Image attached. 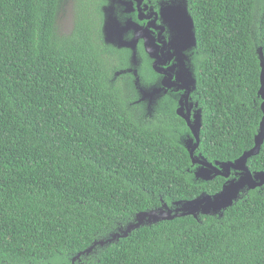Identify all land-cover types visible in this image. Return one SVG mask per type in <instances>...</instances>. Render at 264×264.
Here are the masks:
<instances>
[{
  "label": "trees",
  "instance_id": "16d2710c",
  "mask_svg": "<svg viewBox=\"0 0 264 264\" xmlns=\"http://www.w3.org/2000/svg\"><path fill=\"white\" fill-rule=\"evenodd\" d=\"M202 126L196 153L232 161L262 117L264 0H187ZM61 0H0V264H264V189L222 215L178 216L106 240L143 210L214 194L196 181L181 117L138 118L125 58L86 3L65 30ZM264 170V140L246 163Z\"/></svg>",
  "mask_w": 264,
  "mask_h": 264
},
{
  "label": "water",
  "instance_id": "95a60500",
  "mask_svg": "<svg viewBox=\"0 0 264 264\" xmlns=\"http://www.w3.org/2000/svg\"><path fill=\"white\" fill-rule=\"evenodd\" d=\"M120 4L123 7L129 4L127 0H108V4L104 8L105 18L102 27V35L106 44H111L117 48H128L130 50V55L128 57V65L124 70H120L119 73H129L132 75V88L137 92V99L133 102H144L149 104L151 98L161 92H164L168 88L182 89L183 96L179 99V105L177 107L176 113L179 114L186 123L188 132L181 136L180 142L184 145L185 149L188 151L192 166V175L196 181H208L216 176H221L225 178V182L222 188L214 194L201 193L195 198L187 200H178L173 202L171 205L162 202L159 207L143 210L137 212L132 221L127 223V225L120 231L114 232L110 238L106 240H95L89 247H87L84 252L92 251L96 244L104 245L109 243L118 237L127 236L129 232L141 225H150L156 223L160 220H169L178 216L192 215L198 218L200 214H211V215H222L224 210L232 206L233 203L240 197L241 193L262 187L264 189V170L251 171L246 166L247 160L256 155L261 147L264 140V55L262 48L257 49V55L260 64V74H259V89L257 91V96L261 99L260 109L262 111V117L258 126L257 133L254 137V145L247 150H244L242 154L232 160V161H209L201 153H196L197 148L200 143V130L202 126L201 120V108L198 107L197 101H191L194 105H188V98L190 92L194 93L197 90V76L192 75L189 70L182 73H177V80L174 82H169L171 75L168 73L165 78L159 80L158 86L150 85L147 83L142 72L138 70L137 63L140 60L137 59L134 52V45L136 38L132 39L128 37L126 33L132 30L133 23L127 18H119L117 16L116 9L113 4ZM187 21H184L185 26L188 30V46L190 56L193 57L194 54L198 52L197 50V37L196 28L193 24L192 17L186 16ZM134 27V26H133ZM192 27L194 29L192 30ZM149 56L154 58L155 61L152 67L155 71H161V66L158 62L156 52L151 51L148 48ZM162 73L166 71L162 70ZM114 74V76H117ZM194 106L193 117H190V109ZM186 111H183V108Z\"/></svg>",
  "mask_w": 264,
  "mask_h": 264
},
{
  "label": "flooded vegetation",
  "instance_id": "af4514ba",
  "mask_svg": "<svg viewBox=\"0 0 264 264\" xmlns=\"http://www.w3.org/2000/svg\"><path fill=\"white\" fill-rule=\"evenodd\" d=\"M62 1V0H61ZM84 1L86 5L85 14L95 21V25L100 26V32L102 35V27L104 23L105 13L104 8L108 4V0H72V8L74 14L77 11H81V5ZM130 3L126 6L120 4H113L116 9L117 16L123 19H129L132 23V30H129L126 35L132 39L136 38L134 45L135 56L139 63H137L138 70L142 72L147 83L150 85L158 86L159 80L163 77L167 78L166 74L171 75L169 82H175L178 78L177 73H182L186 70L192 72V75L196 71V55L190 56L188 51V30L184 21H187L186 16L192 17L193 24L195 26L194 18L189 9V3L187 0H127ZM194 27H192V30ZM103 42L105 43L104 39ZM105 45L109 48L115 49L125 58V66L118 71H114L110 81L114 82L119 76L129 73H119L120 70H124L128 65V57L130 50L128 48H117L111 44ZM148 48L151 51L156 52L158 62L161 66V71H155L152 67L154 58L149 56ZM198 53V52H197ZM162 70L166 73H162ZM117 76H114L116 74ZM147 73V76L145 73ZM168 72V73H167ZM130 85L132 82V75ZM169 76V75H168ZM133 96L135 100L137 92L134 88ZM183 90L176 89L174 87L166 89L164 92L153 96L148 104L144 102H133V105L140 107V105L147 110V115L138 113V118L144 120H168L176 113L179 105V99L183 96ZM191 101H194L193 93L190 92L188 98L189 103L194 105ZM140 109V108H139ZM186 111V108H183ZM194 106L190 109V117H193ZM181 119H183L181 117ZM145 120V121H146ZM184 120V119H183ZM185 121V120H184Z\"/></svg>",
  "mask_w": 264,
  "mask_h": 264
},
{
  "label": "rangeland",
  "instance_id": "374dc122",
  "mask_svg": "<svg viewBox=\"0 0 264 264\" xmlns=\"http://www.w3.org/2000/svg\"><path fill=\"white\" fill-rule=\"evenodd\" d=\"M57 18H58V22L61 23V25H63V28L65 30H68L72 26V22L74 19V10L72 8V0H62L60 2V5L57 11ZM144 73L147 76V73L146 72ZM134 100L135 98L133 97V101ZM139 108L138 106H136V108L133 109L135 114L141 113V110H142V114L147 115V110L145 108H143L141 105Z\"/></svg>",
  "mask_w": 264,
  "mask_h": 264
}]
</instances>
